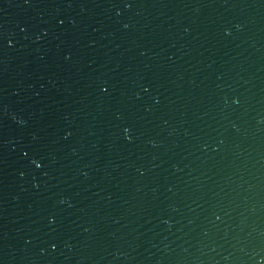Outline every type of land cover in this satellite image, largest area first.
Returning a JSON list of instances; mask_svg holds the SVG:
<instances>
[{"label":"water","instance_id":"95a60500","mask_svg":"<svg viewBox=\"0 0 264 264\" xmlns=\"http://www.w3.org/2000/svg\"><path fill=\"white\" fill-rule=\"evenodd\" d=\"M0 264H264V0H0Z\"/></svg>","mask_w":264,"mask_h":264},{"label":"snow or ice","instance_id":"6c2138e0","mask_svg":"<svg viewBox=\"0 0 264 264\" xmlns=\"http://www.w3.org/2000/svg\"><path fill=\"white\" fill-rule=\"evenodd\" d=\"M9 43H11V41H9ZM105 91H106V89H105ZM126 132H127V130H126ZM128 138L131 139V136H129Z\"/></svg>","mask_w":264,"mask_h":264}]
</instances>
